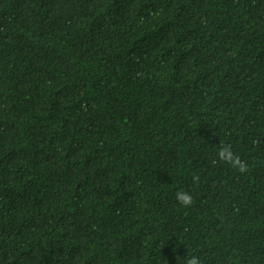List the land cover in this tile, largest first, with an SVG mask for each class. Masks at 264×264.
I'll list each match as a JSON object with an SVG mask.
<instances>
[{"label":"trees","instance_id":"trees-1","mask_svg":"<svg viewBox=\"0 0 264 264\" xmlns=\"http://www.w3.org/2000/svg\"><path fill=\"white\" fill-rule=\"evenodd\" d=\"M191 255L264 264V0H0V264Z\"/></svg>","mask_w":264,"mask_h":264},{"label":"clouds","instance_id":"clouds-1","mask_svg":"<svg viewBox=\"0 0 264 264\" xmlns=\"http://www.w3.org/2000/svg\"><path fill=\"white\" fill-rule=\"evenodd\" d=\"M216 159L222 164H227L232 169H235L240 174H246L249 170V166L241 156L235 153L231 145H221L216 153ZM200 180L199 175L193 176V183L196 184ZM176 199L180 206L188 208L193 203V197L190 193L184 190H178L176 192ZM185 264H201V260L197 255H191L186 258Z\"/></svg>","mask_w":264,"mask_h":264}]
</instances>
